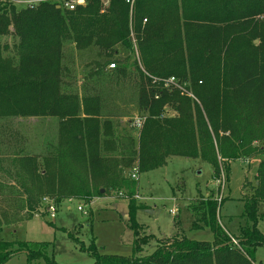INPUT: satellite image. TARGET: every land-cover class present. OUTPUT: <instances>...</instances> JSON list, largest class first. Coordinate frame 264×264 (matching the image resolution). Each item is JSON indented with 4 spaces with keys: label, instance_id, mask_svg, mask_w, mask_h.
<instances>
[{
    "label": "trees",
    "instance_id": "1",
    "mask_svg": "<svg viewBox=\"0 0 264 264\" xmlns=\"http://www.w3.org/2000/svg\"><path fill=\"white\" fill-rule=\"evenodd\" d=\"M7 35L16 38L8 55L11 47L2 41ZM67 39L80 49L120 56L114 64H123L121 72L139 54L141 66L136 61L134 67L142 76L138 104L146 120L137 139L131 136L122 145L119 158L104 154L100 130L109 122H100L101 97L69 90L63 65ZM169 77L193 96L158 80ZM0 117H56L72 132L47 154L0 150V166L9 154L17 168L9 174L20 178L29 218L45 197L59 204L89 201L102 196V189L115 190L118 182L129 190L133 255L102 254L95 243L82 244L94 264H256L255 252L264 246L258 227L264 222V0H135L133 7L126 0H110L108 6L88 0L75 10L48 0L22 7L0 0ZM91 122L97 124L93 134H73ZM174 156L210 162L217 181L232 160L262 156L254 193L244 199L246 224L231 233L219 218L223 199L200 193L190 205L192 227H208L213 241L178 233L140 256L154 236L141 235L140 206L128 175L135 166L139 172L163 167ZM18 244L30 262L59 264L40 249ZM15 245L0 239V264L15 255Z\"/></svg>",
    "mask_w": 264,
    "mask_h": 264
},
{
    "label": "rangeland",
    "instance_id": "2",
    "mask_svg": "<svg viewBox=\"0 0 264 264\" xmlns=\"http://www.w3.org/2000/svg\"><path fill=\"white\" fill-rule=\"evenodd\" d=\"M18 5L27 6V3ZM2 41L10 45L6 54H11L15 36H4ZM119 57L99 53L96 47L80 49L67 39L63 61L65 80L71 91L101 97V124L108 121L113 130H129L137 139L139 133L134 124L140 117H146L138 104L142 76L134 67L136 61L139 66L141 62L135 52L134 57L124 63V72L120 71L123 64L118 62L117 67L111 69L110 65ZM96 127L97 124L91 122L87 127H77L73 134L82 133L88 137ZM104 129L107 126H102L101 134ZM66 134L72 132L63 128L56 117H0V150L10 155L14 152L47 154L65 140ZM9 154H6L8 161L0 166V239L16 242L15 255L7 264H47L44 258L30 262L28 251L20 250V242L31 249L44 251L59 264H94V258L80 249L82 244L88 248L95 243L102 254L133 255L135 236L128 226L131 197L127 188H119L124 183L118 182L115 190L105 189L102 196L89 201L68 199L59 204L56 200L42 198L39 213L29 218L20 178L15 181L9 174L17 172ZM107 154L117 155L115 150ZM261 159L262 156L232 160L226 176L223 174L220 181L214 179L212 164L200 158L174 156L163 167L139 172L137 180L131 179L130 172L128 179L135 184V195L139 194V199L133 197L140 206L136 218L142 225L141 235L154 236L139 255L152 254L160 240L178 233L192 240L213 241L214 234L208 227H192L194 216L190 205L200 193L205 197L213 194L218 200L223 199L220 222L231 233L238 234L239 227L246 224L242 216L244 199L254 193ZM50 205L55 206L54 218L51 217L53 211L47 209ZM79 206L83 207L82 211ZM258 227L264 232L263 221ZM255 262L264 264V246L257 248Z\"/></svg>",
    "mask_w": 264,
    "mask_h": 264
},
{
    "label": "built area",
    "instance_id": "3",
    "mask_svg": "<svg viewBox=\"0 0 264 264\" xmlns=\"http://www.w3.org/2000/svg\"><path fill=\"white\" fill-rule=\"evenodd\" d=\"M12 1H14L16 4L27 3V5L35 3L34 1H25V0H12ZM40 1H42V0H39L38 2H40ZM48 1L57 3L58 6H60V8H64L66 10H75L79 6L87 4L88 0H48ZM101 1L103 2L104 6H108V4L110 3V0H101ZM126 1L133 7V4H134L135 0H126ZM110 68L111 69L116 68L115 64L112 63L110 65ZM158 80H161V82H163L166 87L174 86V87H177V88L183 90L184 92L189 93L187 90H185V86L180 84L179 81L177 80V78H175V77H169V78H166V79H158ZM189 95L193 96L191 93H189ZM145 120H146V117H140L138 120H136L134 126L139 130L140 128H142L143 124L145 123ZM130 177L133 180H137L139 178V169H138V167L135 166L131 170ZM135 198L139 199V194L135 195ZM47 209H48L49 212L53 211L52 214H51V217L54 218L55 217V213H54L55 206L54 205H50ZM79 210L82 211L83 207L79 206ZM233 241H234L235 244H237V241L235 239H233Z\"/></svg>",
    "mask_w": 264,
    "mask_h": 264
},
{
    "label": "crops",
    "instance_id": "4",
    "mask_svg": "<svg viewBox=\"0 0 264 264\" xmlns=\"http://www.w3.org/2000/svg\"><path fill=\"white\" fill-rule=\"evenodd\" d=\"M35 1V0H33ZM113 71V70H110ZM94 132V130L92 131ZM132 134L127 130L121 129L120 131H115L110 127L105 130L104 133L101 135L104 154L111 153V150H115L117 155L107 154L109 157L119 158L121 155V147L123 144L130 142ZM55 148V147H54Z\"/></svg>",
    "mask_w": 264,
    "mask_h": 264
},
{
    "label": "water",
    "instance_id": "5",
    "mask_svg": "<svg viewBox=\"0 0 264 264\" xmlns=\"http://www.w3.org/2000/svg\"><path fill=\"white\" fill-rule=\"evenodd\" d=\"M58 8H60V6H58ZM104 192H105V190H104V189H102V190H101V193H104Z\"/></svg>",
    "mask_w": 264,
    "mask_h": 264
}]
</instances>
